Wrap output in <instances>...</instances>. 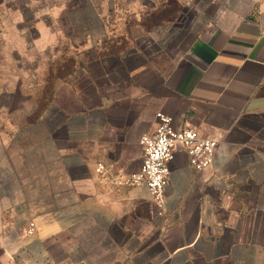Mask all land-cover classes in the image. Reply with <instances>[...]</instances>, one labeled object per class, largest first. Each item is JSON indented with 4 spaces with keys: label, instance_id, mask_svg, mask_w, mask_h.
<instances>
[{
    "label": "crops",
    "instance_id": "crops-1",
    "mask_svg": "<svg viewBox=\"0 0 264 264\" xmlns=\"http://www.w3.org/2000/svg\"><path fill=\"white\" fill-rule=\"evenodd\" d=\"M47 1L42 31L25 32L17 12L0 14V97H18L0 108V264H264V0H175L179 12L196 13L181 55L169 58L158 43L153 60L84 74L53 89L51 102H62L63 90L66 106L41 115L22 110L41 99L25 93L24 65H34L25 55L66 42L98 50L132 35L126 24L143 17L168 22L170 6ZM159 113L218 142L202 172L176 153L161 216L147 188L109 178L141 167L139 139ZM12 115L34 121L21 129ZM98 164L107 175L95 173Z\"/></svg>",
    "mask_w": 264,
    "mask_h": 264
},
{
    "label": "rangeland",
    "instance_id": "rangeland-1",
    "mask_svg": "<svg viewBox=\"0 0 264 264\" xmlns=\"http://www.w3.org/2000/svg\"><path fill=\"white\" fill-rule=\"evenodd\" d=\"M4 5V7H0V14L11 13L14 16L17 12L22 17L25 32L42 31L50 25L47 21L49 11L47 0H6ZM168 8V22L160 24L158 23L159 16L153 15L151 23L148 19H145L146 17H143L139 21L140 23L136 25L133 22L129 25L126 24L125 31L132 30V35L127 33V35L120 38H110L98 50L90 49L81 52L74 46L73 42L72 44L66 42L64 45L56 43L36 56L25 55L23 63L34 64L32 67L24 65L25 69L27 68L23 72L24 82L27 86H25V93L26 95H34L35 98L39 96L38 98L41 99L34 103L23 104L22 110L24 112L36 110L41 115L51 107L59 110L68 104L63 102L68 95L66 91L60 90L62 102L54 104L51 99L55 87L58 88L63 83L70 84L84 74L100 77L105 73L104 69L109 74H118L120 71H116L118 69L116 66L117 60L125 59L130 62L140 60L136 57L153 60L158 56V43L168 47L169 58L174 59L181 55L186 46V36L196 13L189 7H184L179 12L180 8L176 5L175 0H170ZM32 40L31 36L28 35L27 45L29 47L32 45L37 46V44H32ZM17 99L18 97L15 96L10 99L5 96L0 97V108L13 109L17 105ZM11 121L17 125H22L21 129H25L26 125L34 120L32 117L12 115ZM23 145L30 146V143H24Z\"/></svg>",
    "mask_w": 264,
    "mask_h": 264
},
{
    "label": "built area",
    "instance_id": "built-area-1",
    "mask_svg": "<svg viewBox=\"0 0 264 264\" xmlns=\"http://www.w3.org/2000/svg\"><path fill=\"white\" fill-rule=\"evenodd\" d=\"M139 145L142 150L141 167L129 174L119 171L108 176L115 187L147 188L158 215L161 216L165 189L176 153L184 152L188 157L189 168L194 172H202L211 166L218 142L200 137L194 128H176L170 117L159 113L156 114L154 131L143 134ZM94 171L99 176L108 174L107 168L102 164H98ZM34 232V225L29 224L25 234L30 236Z\"/></svg>",
    "mask_w": 264,
    "mask_h": 264
}]
</instances>
